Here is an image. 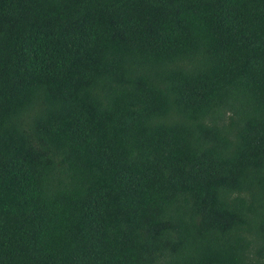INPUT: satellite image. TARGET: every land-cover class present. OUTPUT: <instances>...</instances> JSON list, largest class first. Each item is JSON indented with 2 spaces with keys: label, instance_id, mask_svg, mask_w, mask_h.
<instances>
[{
  "label": "trees",
  "instance_id": "trees-1",
  "mask_svg": "<svg viewBox=\"0 0 264 264\" xmlns=\"http://www.w3.org/2000/svg\"><path fill=\"white\" fill-rule=\"evenodd\" d=\"M0 264H264V0H0Z\"/></svg>",
  "mask_w": 264,
  "mask_h": 264
}]
</instances>
